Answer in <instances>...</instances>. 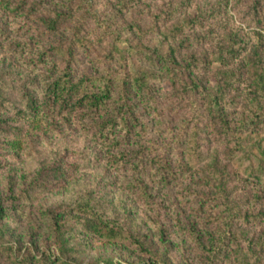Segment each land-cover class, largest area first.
I'll return each mask as SVG.
<instances>
[{
    "label": "rangeland",
    "instance_id": "rangeland-1",
    "mask_svg": "<svg viewBox=\"0 0 264 264\" xmlns=\"http://www.w3.org/2000/svg\"><path fill=\"white\" fill-rule=\"evenodd\" d=\"M253 1L135 0L131 8L117 18H114L117 0H46L42 10L32 14L18 13L0 5V102L5 106L0 108V117H13L16 110L24 109L28 94L42 95L48 75L53 70L59 72L66 63L55 55L40 60L41 53L50 48L61 32L71 35L69 28L82 20L84 38L92 47L77 49L80 58L73 64L77 69L88 67L101 73L112 68L116 61L97 64L95 59L116 45L122 49L124 55H121L126 56L131 70L142 66L164 71L157 93L159 111L157 115L145 113L153 126L142 141L147 145L150 141L172 144L167 126L177 131L184 119L193 114L190 111L192 99H198L205 107L208 99H203V92L217 94V85L225 84V76L240 66L239 60L226 64L219 59L226 45L225 36L236 32L251 48L256 44L254 32L262 30L264 33L262 25L256 23L258 17L250 13ZM207 12L210 16L202 15ZM58 14L62 22L57 24L60 33L48 32L47 23ZM107 20L111 27L104 34ZM137 25L143 33L137 31ZM180 27L183 34L172 40L171 33ZM192 37L198 40L193 41ZM171 45L181 47L177 56L181 66H187L195 58L193 63L200 70L196 74L197 82L182 75L184 82L175 84L163 63L159 62L160 66L156 67L158 65H150L144 59L142 50L158 49L166 53ZM236 79L238 82L226 89L225 99L231 104L225 106L238 115L244 105V83L239 77ZM196 83L200 87L194 91ZM88 118L50 119L42 129L25 134L21 147L11 145L14 133L0 130V204L4 212L0 224L7 229L4 245L12 246L18 255L28 250L57 255L56 242L50 234L56 215L66 233L64 237L70 238L68 245L76 248L78 256L75 258L82 264H104L106 257H111L114 264L134 261L202 264L203 256L198 243L191 238V229L200 232L211 227L209 211L200 209L198 197L206 189L204 180L200 176L180 174L177 181L165 186L155 176L136 174L130 166L116 170L107 162L106 147L95 138L94 128L84 126L83 123H92ZM10 123L13 124V120ZM21 123L26 120H19L15 125ZM238 135L244 152H238L230 166L233 173L246 177L251 163L257 167L259 159L264 160V130ZM203 137L201 148L206 155L226 147L206 131ZM123 147L137 146L132 141ZM185 149L186 146L180 144L178 150L173 151L174 166H177L178 154H183ZM221 158L226 159V155L222 153ZM138 176L148 183L149 199H144L133 186ZM263 186L264 182L259 180L251 184L235 181L231 185L236 199L246 205L255 200ZM79 203L93 204L110 217L127 218L126 223L146 235L158 255L149 256L131 244L105 243L81 231L75 223ZM258 230L254 225V231ZM0 264H9L6 257L0 259Z\"/></svg>",
    "mask_w": 264,
    "mask_h": 264
},
{
    "label": "trees",
    "instance_id": "trees-1",
    "mask_svg": "<svg viewBox=\"0 0 264 264\" xmlns=\"http://www.w3.org/2000/svg\"><path fill=\"white\" fill-rule=\"evenodd\" d=\"M134 1L117 0L114 18L122 16L131 8ZM45 3L46 0H0V5L27 14L40 12ZM250 8L253 17H258L256 23L262 25L264 29V0H254ZM209 14L202 13L205 16ZM59 16L58 14L47 23L48 32L59 31L57 24L62 23ZM109 18H112V15ZM106 23L103 26L104 34L107 33L106 29L111 27L108 20ZM84 28L85 22L81 20L80 23H75V27L69 28L70 32L72 31L71 35L58 32L60 36L55 38L50 48L41 53L40 60L55 55L61 57L66 65L59 72L53 70L48 75L41 96L28 94L24 109L16 110L12 114L13 117H0L1 132L14 133L15 138L10 143L13 147H21L25 134L42 129L50 119L64 117L68 120H77L88 116V121L90 119L92 123L87 121L88 123H83L84 126L88 129L94 128L95 138L106 147L104 155L107 162L116 170H125L130 166L136 174L155 176L159 183L165 186L177 181L180 174L200 176L204 180L203 185L206 189L198 197L200 209L209 211L211 227L203 228L200 232L191 229V238L198 243L203 256L202 264H264V186L261 191L259 190L261 193H258L255 200L248 205L239 203L231 187L235 181H242L245 184L254 183L255 180L264 182V160L259 159L257 167L251 163L246 177L233 173L230 166L237 153L244 152V147L239 142V132L264 130L262 30L254 32L256 44L251 48L248 42L237 37L236 32L228 33L225 36L226 45L223 46L219 59L226 64L239 60L238 70H231L225 76L227 82L217 85V94L203 92L201 95L203 99L209 100L205 107L198 99L193 98L190 102V111L193 114L184 119L177 131L167 126L168 134L173 138L172 144L150 141L147 145L142 140L153 125L145 113L158 114L157 93L164 71L142 66L131 70L122 49L116 45L104 50V56L95 59L97 64L116 61L112 68L108 67L101 73L88 67L77 69L73 65L80 58L77 49L80 46L84 47V50L92 47L84 38L86 37ZM182 28L173 30L170 35L172 40L183 34ZM137 31L143 33L140 25H137ZM191 40L198 39L192 37ZM180 49V45H171L166 53L153 49L142 50V54L150 65L159 67V62L163 63L173 83H183L182 75L197 82L196 74L200 70L193 63L195 58L187 66H181L177 58ZM237 77L244 83V105L241 113L235 115L227 110L226 106L231 103L226 102L225 95L228 92L226 89L234 82H238ZM194 87L196 91L200 84L196 83ZM0 108H5L2 101ZM22 119L26 120V123L15 125V122ZM10 120L14 123H10ZM204 131L226 147L206 155L201 148V142L205 139ZM132 141L137 147L133 149L123 147ZM180 144H184L186 149L183 154H178L177 166H174L171 155L173 151L178 150ZM222 153L226 155V159L221 158ZM252 155L254 156V152ZM206 158L207 162L204 163ZM147 184L145 178L140 176L133 181V186L137 187L144 199L150 198ZM1 208L2 205L0 219L4 214ZM53 219L50 234L56 242L57 255L46 252L38 254L33 250L16 254L12 246L4 245L7 229L0 224V242L2 241L0 259L6 257L9 264H82L75 258L78 256L76 248L68 245L70 238L64 237L66 233L59 223L58 216L54 215ZM126 219H121L118 215L110 217L93 204L79 203L75 223L78 229L91 233L92 237L105 243L131 244L149 256L158 255L146 235L141 234L139 230H133L126 223ZM254 225L258 227V231H254ZM113 262L111 257H106L104 264H114ZM155 262L152 261L153 264ZM129 264L151 262L134 261Z\"/></svg>",
    "mask_w": 264,
    "mask_h": 264
}]
</instances>
